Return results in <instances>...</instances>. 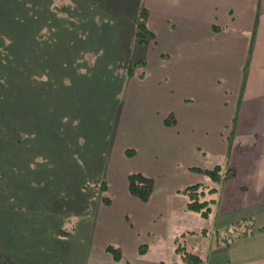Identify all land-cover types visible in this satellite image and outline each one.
Wrapping results in <instances>:
<instances>
[{
    "label": "rangeland",
    "instance_id": "374dc122",
    "mask_svg": "<svg viewBox=\"0 0 264 264\" xmlns=\"http://www.w3.org/2000/svg\"><path fill=\"white\" fill-rule=\"evenodd\" d=\"M66 1L0 0V202L14 215L0 217V251L10 264H112L109 245L131 261L144 245L147 258L171 263L175 232L190 250L197 239L185 227L187 195L172 192L183 180V160L166 146L141 145L158 140L149 124L158 104L128 95L126 86L138 69L145 72L147 48L158 49L151 46L154 26L168 31L165 22H176L171 31L179 37L177 29L187 26L169 21L166 7L152 10L153 0H124L121 8L117 0H91L82 11L83 0ZM65 4L73 9V29L63 24ZM142 10L152 33L146 42L128 27ZM86 11L85 23L79 19ZM75 29L84 30L82 38L72 37ZM198 157L205 168L218 162L208 153ZM142 170L163 173L158 180L167 182L147 199L129 189V175ZM238 233L214 230L209 246L194 252L207 264Z\"/></svg>",
    "mask_w": 264,
    "mask_h": 264
},
{
    "label": "crops",
    "instance_id": "0c3cea01",
    "mask_svg": "<svg viewBox=\"0 0 264 264\" xmlns=\"http://www.w3.org/2000/svg\"><path fill=\"white\" fill-rule=\"evenodd\" d=\"M161 6L168 9L169 21L179 18L187 27L177 29L184 34L179 37L171 31L176 22H165L168 31L153 25L157 45L151 46L158 49L150 54L147 48L145 72L138 69L127 79L128 95L158 104V115L149 123L156 127L153 136L158 140L141 145L166 146L180 154L183 180L173 194L195 183L215 189L207 195L215 198L208 217L186 209L184 199L185 227L197 238L193 251L202 253L214 230L226 233L237 222L253 219L252 232L227 242L224 252L209 254L207 264H264V0H153L151 9ZM163 104L166 109L160 112ZM207 153L223 167V179L214 180L194 168H205L198 165V155ZM162 174H147L154 188ZM211 218L213 224L206 228ZM177 235L173 234L171 263L160 256L147 258L146 246L142 257L131 261L123 255L120 264H176Z\"/></svg>",
    "mask_w": 264,
    "mask_h": 264
},
{
    "label": "trees",
    "instance_id": "16d2710c",
    "mask_svg": "<svg viewBox=\"0 0 264 264\" xmlns=\"http://www.w3.org/2000/svg\"><path fill=\"white\" fill-rule=\"evenodd\" d=\"M73 1H77V0H67L66 2L70 4V2H73ZM89 1H91V0H83V2H81V4L78 6V9L82 11L83 5H86L84 2H89ZM108 1L109 0H106V2H108ZM117 2H118L117 7H120L121 2L123 4L124 0H117ZM69 4H65V6L61 7V9H62L61 13H63L65 8H67V9L69 8V6H68ZM72 10L73 9L69 8L68 17L65 20H63V24H65V27H68V25H71L72 29H73V27H75L74 26L75 24L73 21V15L71 14ZM86 12L88 13V15L90 14L89 11H86ZM144 12L145 11L142 10L139 14H137V15L135 14L136 16L135 15L133 16L128 27H130L131 31H132V27L135 26L136 27L135 35L137 37H139L140 41L143 40L146 42L150 39V36H151L150 34H152V33L147 28L145 18L142 17L144 15ZM76 15H77V12H76ZM80 18L81 19H79V17L76 16V19L85 21V23L90 22V15L88 17H80ZM83 31L84 30L81 31V30L75 29V32H73L74 34H72V37L75 39L82 38L83 37V35H82ZM142 62L144 63V61H142ZM132 73H133V66H128L127 67V74L131 75ZM167 122H169V121L167 120ZM194 168L206 172L214 180H221V179H223V177L225 175V173L223 171V167L220 164H217L211 168H201V167H194ZM153 186H154V184H153V178L152 177L144 175L141 172H135V173H131L129 175V189H130L131 193L139 196L142 199H147L149 197L150 193L153 190ZM104 187H106V185H104ZM214 190H215L214 188H211V187L209 188L208 186H206L204 184L195 183V184H191V185L185 187L181 191L183 193H185L188 197L187 208L189 210L199 212L202 216L208 217L212 212V204L214 203L215 198H209L207 195L209 193L214 192ZM9 200H11V197H9ZM4 205L9 206V203H6L5 201L0 202V217H1V215H3L4 218H6V217L12 218V216H14V215L11 216L10 211H8V209H6L4 207ZM4 222L6 224L7 220L4 219ZM253 226H254V220L253 219L243 220V221H240V222H237L236 224H234L232 226V228L226 233L229 234L232 231V229L237 228L239 230L238 234L240 237L247 236L249 234V232H252L254 230ZM202 232L206 233L207 231H202ZM177 243H178V245H177L176 251H177L178 255L181 257V259L184 261V263H186V264H204V262H205L204 257H202L200 254L194 252L193 250L188 249L183 243H180V240H178V239H177ZM145 250H146V246L141 245L140 252H145ZM106 251L110 252L113 255L117 264H120L123 253L119 247L109 245L106 248ZM5 256H6V254H3L0 251V264H10V263H8L9 259L7 261Z\"/></svg>",
    "mask_w": 264,
    "mask_h": 264
}]
</instances>
